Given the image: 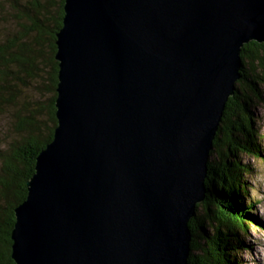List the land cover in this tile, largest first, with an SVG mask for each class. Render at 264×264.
<instances>
[{"label": "water", "instance_id": "1", "mask_svg": "<svg viewBox=\"0 0 264 264\" xmlns=\"http://www.w3.org/2000/svg\"><path fill=\"white\" fill-rule=\"evenodd\" d=\"M57 127L16 208V264H188L190 220L264 0H65Z\"/></svg>", "mask_w": 264, "mask_h": 264}, {"label": "trees", "instance_id": "2", "mask_svg": "<svg viewBox=\"0 0 264 264\" xmlns=\"http://www.w3.org/2000/svg\"><path fill=\"white\" fill-rule=\"evenodd\" d=\"M64 6L65 0H0V116L8 115L11 126L0 136V264H16V208L27 198L37 156L52 141L58 123L56 41ZM241 57L243 75L210 153L207 196L190 220L188 264H239L243 238L256 219L244 181L251 166L240 155L262 153L263 134L251 107L264 106V43H245Z\"/></svg>", "mask_w": 264, "mask_h": 264}, {"label": "rangeland", "instance_id": "3", "mask_svg": "<svg viewBox=\"0 0 264 264\" xmlns=\"http://www.w3.org/2000/svg\"><path fill=\"white\" fill-rule=\"evenodd\" d=\"M262 89L261 101L264 105V88ZM251 111L256 119L255 125L263 134V140L260 141L262 153L257 156L250 153L240 155L241 162L251 166V172L244 176V181L248 185L246 200L255 204L251 212L256 219L250 223V228L243 238L246 246L241 249L238 258L239 264H264V106H252ZM6 118L10 119L8 115L0 116V136L6 134L11 127ZM211 158L217 159L215 155Z\"/></svg>", "mask_w": 264, "mask_h": 264}, {"label": "bare ground", "instance_id": "4", "mask_svg": "<svg viewBox=\"0 0 264 264\" xmlns=\"http://www.w3.org/2000/svg\"><path fill=\"white\" fill-rule=\"evenodd\" d=\"M48 34V33H47ZM260 136V135H259ZM261 137V136H260Z\"/></svg>", "mask_w": 264, "mask_h": 264}]
</instances>
